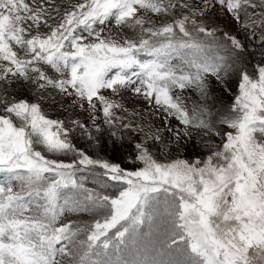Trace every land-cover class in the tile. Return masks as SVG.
<instances>
[{
  "label": "snow or ice",
  "instance_id": "1",
  "mask_svg": "<svg viewBox=\"0 0 264 264\" xmlns=\"http://www.w3.org/2000/svg\"><path fill=\"white\" fill-rule=\"evenodd\" d=\"M216 3L238 22L243 14L244 28L258 25L264 40V0ZM175 7L163 0H82L55 28L45 21L50 31L42 35L32 32L41 14L26 0H0V61L7 62L0 64V80L10 74L41 90L58 88L93 108L96 97L105 117L119 105L100 90L134 84L131 71L144 86L137 93L143 90L185 125L210 129L207 106L193 108L190 116L174 90L194 87L206 97L209 74L222 81L235 71L240 78L239 95L220 114L219 122L232 131L202 166L181 159L161 164L143 148L145 167L127 172L80 152L79 164L98 166L103 176L126 185L114 198L78 181L74 164L36 150L75 151L62 121L48 119L39 103L0 97V173L7 174L0 185V264H264V66L250 74L241 62L242 43L228 33L221 42L217 29L197 20L195 11L158 28L137 15L139 9L167 13ZM249 8L261 12L252 19ZM110 17L120 25L132 21L141 30L139 40L103 38L94 25ZM228 42L236 55L220 54ZM44 66L63 78L49 76ZM83 212L102 213L103 219L60 223L67 213Z\"/></svg>",
  "mask_w": 264,
  "mask_h": 264
},
{
  "label": "rangeland",
  "instance_id": "2",
  "mask_svg": "<svg viewBox=\"0 0 264 264\" xmlns=\"http://www.w3.org/2000/svg\"><path fill=\"white\" fill-rule=\"evenodd\" d=\"M26 2L34 11H38L41 14L40 27L39 29L33 27V34L38 30L44 35L50 31L45 21L47 25L55 28L61 22L65 12L72 10V7L82 2V0H26ZM169 2L175 4L176 7L169 8L167 13H153L139 9L137 15L150 22L146 25L147 27L158 28L184 15L192 16L193 11H195L197 20L203 21L210 29H217L216 35L220 36L221 42L225 41L223 33L235 36L244 46L242 56L244 58L250 56L253 59L254 66L257 64L261 66L259 59L262 57L264 49L259 53L257 52L260 45L255 38V33L261 28L257 26L244 28L242 25L243 14H241L242 21L238 22L230 13L223 10L216 3V0H207V3H205V0H163L165 5ZM184 4H187L188 7H183ZM253 10L255 9L250 8V15H253ZM200 11H203V16L199 15ZM257 14L259 15L258 12ZM28 23H31V21ZM94 28L96 31L103 29L101 32L103 38H110L120 43H123L125 38L138 41L141 36L140 28L134 26L132 21L120 25L116 23L114 17H110L103 25H94ZM202 39L204 42L209 41L207 37L202 36ZM228 44V47H221L219 50H222L225 54L229 52L236 55L237 52L232 51L230 42ZM215 51L216 49L214 48L212 53L214 54ZM140 58L142 60L151 59V57L143 54H141ZM241 62L246 68L244 60ZM172 63L177 64L180 61L173 60ZM0 64L7 65V62L0 61ZM44 69L49 76H54L57 79L63 78L48 66H44ZM134 71L138 72L139 69H134ZM128 75L131 76V79L135 82L134 84H128L125 87L118 86L116 92L111 89L100 90L101 95H104L114 104L119 105L111 110L113 113L111 117H105L104 104L96 97L92 101L95 104V108H93L86 100L80 101L79 98L68 96L58 88L48 87L41 90L36 85L10 74L7 80H0V97L6 98L8 102L27 100L30 103H39L43 114L48 119L62 121L63 130L67 133L65 138L71 142L75 151L68 153L49 152L40 145L36 146V150L42 151V154L47 159L74 164L78 181H82L80 179L82 176H78L77 173L81 172V170L90 171L91 179L89 177H85V179L91 182L86 187L96 189L114 198L118 196L119 191L123 190L126 185L103 176L102 174L105 170L98 166L79 164V160L82 158L79 155L80 152H83L93 160L118 164L121 169L127 172L138 171L145 167L144 162L139 159L143 148H146L152 158L161 164L181 159L187 160L192 164H196L199 161L202 166L214 151L220 150L223 145H220V142L223 141L225 133L232 131L226 124L219 122L220 114L227 113L234 103L235 97L239 95L238 86V90L235 89V92H231V96H234L232 100L224 102L226 101L224 97L230 96L224 88V82L229 81V74L224 76L222 81L209 74L206 77L208 85V95L206 97L202 96L199 90L194 87L186 90L175 89L174 95L181 98V102L185 104L190 116L193 108L199 105H206L210 111L211 115L207 117L211 124L210 129L198 128L193 125H185L175 116L169 115L163 106L155 103L154 98H146L143 90L141 93H137L135 88L140 87L143 89L144 86L141 84L140 78L133 76L131 71H129ZM218 99L224 101L217 106L218 111H213V109H216L213 106L214 102ZM81 104H83V107H81ZM209 104H211L213 109L210 108ZM2 114H4L3 104H0V115ZM107 120H110L111 123L106 122ZM185 132L188 135H185ZM218 136L221 137L219 138ZM133 139H137V145L141 146L140 148L136 146L134 157L127 154L124 157L126 161L119 163L110 161V153L112 150L115 151V146L122 145L120 143L123 140L131 141ZM115 141L120 143H115ZM5 175L7 174L0 173V185H4L3 177ZM104 179H106L107 185L104 183ZM11 184L13 191L20 190L18 181H12ZM101 185H106V187H101ZM96 219L102 220V213H67L61 218L60 223L72 221L74 225L83 226L85 224H94Z\"/></svg>",
  "mask_w": 264,
  "mask_h": 264
},
{
  "label": "trees",
  "instance_id": "3",
  "mask_svg": "<svg viewBox=\"0 0 264 264\" xmlns=\"http://www.w3.org/2000/svg\"><path fill=\"white\" fill-rule=\"evenodd\" d=\"M248 11H250V8H249V10ZM253 12L258 16V14H257V12L258 13H260L261 12V9H255V10H253ZM249 16L250 17H252V19H255V16H253V15H250L249 14ZM257 27H259L258 25H257ZM252 28H254V27H252ZM260 28V27H259ZM262 31V29H258L257 30V32L255 33V38L257 39V41H259V45H260V47H259V49H258V53L262 50V49H264L263 48V46H264V40H261V32ZM220 51V54L221 55H223V54H225V52H223L222 50H219ZM238 52V51H237ZM212 53V52H211ZM229 52H226V54H228ZM213 54V53H212ZM242 60H244V64H245V66H246V69H247V71L250 73V74H253V75H255L256 74V66H254V62H253V59L249 56L248 58H244L243 56H242ZM264 63V53H263V55H262V57L259 59V63ZM254 67V68H253ZM231 76H232V78H231ZM229 81H226V82H224L225 83V85H224V88H225V90L227 91V93L230 95L229 97H224V100L226 99V101H224V102H228V101H230V100H232V98L234 97H232L231 96V92H235V89H237V85H238V82H239V76L236 74V72L235 71H232V73L230 74L229 73ZM225 91V92H226ZM233 94V93H232ZM229 98V99H228ZM223 101H221V100H217L216 102H214V108H216V109H213L212 108V106H211V104H209V106H210V108H212L213 109V111L215 110V111H218L219 109H217V106L220 104V102H223ZM225 112V111H224ZM135 140L136 139H133V140H131V141H125V140H123V144L122 145H119V146H115L114 147V150L115 151H113L112 150V152L110 153L111 154V157L109 158L111 161H116V162H122V161H124L125 159H124V157L127 155V154H129V155H131L132 157H134V153H135ZM115 143H118V141H115ZM118 157H121V158H118ZM126 161V160H125ZM70 259V258H69Z\"/></svg>",
  "mask_w": 264,
  "mask_h": 264
}]
</instances>
